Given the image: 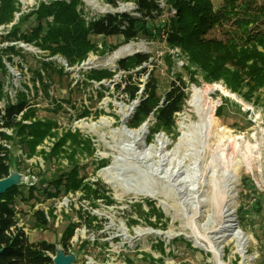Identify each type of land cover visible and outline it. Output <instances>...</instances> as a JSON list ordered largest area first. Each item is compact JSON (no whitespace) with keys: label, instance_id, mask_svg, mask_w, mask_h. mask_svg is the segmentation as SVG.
Wrapping results in <instances>:
<instances>
[{"label":"rangeland","instance_id":"obj_1","mask_svg":"<svg viewBox=\"0 0 264 264\" xmlns=\"http://www.w3.org/2000/svg\"><path fill=\"white\" fill-rule=\"evenodd\" d=\"M18 1L22 13H28L41 0ZM83 1L87 18L114 11L135 14L133 0ZM211 2L214 8L222 4V0ZM159 3L163 7V14L154 20L155 27L152 29L157 31L155 37L141 34L124 42L119 35L91 34L97 50L89 52L79 65L67 66L66 60L59 54L45 58L46 52L21 41L0 42L3 47L15 43L27 51L24 58L13 55L12 63L3 57L8 74L0 71V81L4 83L5 92L14 99L16 89L26 83L30 90V101L35 107L33 117L56 121L52 133L44 139L53 137L56 141L60 135L71 131L77 133L82 141L77 145L67 141L59 154L45 161L38 154L28 158L20 145L7 142L10 169L21 174L19 182L23 190L24 209L30 210L41 197L48 198L45 204L54 208L63 199L61 217L50 215L43 227L35 226L33 215L26 212L27 236L32 241L44 239L54 243L57 249H63L59 242L62 233L69 223H77L66 249L73 255L70 264H126L128 257L132 259V264H150L148 254L163 259L164 264H264V21L254 26L261 33L255 37L254 45L238 42L237 49L240 59L244 61L248 85L256 88L250 92L248 85L242 86V91L247 93L243 96L231 90L221 78L206 80L205 71L192 63L180 47L165 43L162 24L168 14V5L166 0H159ZM33 24L34 15H31L23 22L21 29L30 28ZM151 24L148 22L146 25ZM10 25H0V35ZM233 27L230 23H219L211 28L207 36L226 40L228 35L225 32ZM128 43H132L135 50L114 58V51ZM113 45L115 47L110 48ZM137 51L148 53L149 60L129 70L117 69V60ZM42 58L51 63L44 72L40 63ZM61 67L66 73H59ZM143 68L146 70L142 71ZM91 69H106L113 75L97 81L88 76ZM36 71L42 73L43 81L47 84L46 93L41 87L42 81L34 80L33 86ZM135 72L140 73L135 75ZM148 72L156 79L159 95L168 89L170 81L177 75L187 84V98L182 110L175 114L178 135L179 122L188 114L194 116L187 102L193 86L202 89L205 99L213 105L220 126L215 130L210 145L201 151L200 157L195 154V149L199 148L195 141L197 138L191 137V145L186 140H178V135L171 139L163 130L151 135L147 120L140 124H145V132L137 136L136 144L121 135L122 129L130 128L126 123L138 100L128 101L121 92L125 75L131 74V81L138 76L140 81H145ZM142 87L143 83L139 92ZM5 102L4 96L0 99V107ZM163 142L166 146L160 148ZM124 143H131L136 154L142 156L149 153L150 159L144 163L136 160L135 156L124 159L126 161L119 160V179L114 184H108L98 171L109 164L112 157L121 155ZM38 145V151L44 149L38 148ZM52 147L49 145L46 151L50 152ZM70 150L74 152L79 175L87 181H98V184L105 185L115 200L113 203L106 204L98 199L93 206L94 202L81 195V189L65 195L63 185L59 186L57 195L52 197L46 194V191L54 190L50 181L70 169L71 162L64 154L67 155ZM130 152L126 155L131 156ZM162 155H169L172 160H182L185 164L187 170L174 179L178 189L172 188L161 177L165 172L151 173V167L156 168L157 159ZM168 165L171 167L172 164L167 162ZM228 167L231 169L230 179L224 178ZM29 175L35 178L33 197H29L26 188ZM182 177L188 179L186 185L189 188L184 191L183 187L177 185ZM137 185H142L152 196L128 191ZM147 199L153 200L162 211L166 217L163 220L166 221L165 226L151 227L140 215L139 208L133 206L141 204V208L147 210ZM218 206L222 213L229 216L217 223L220 231L210 232L208 226L216 223L212 217L220 212ZM129 219L138 222L130 223ZM89 222L92 226H89ZM227 223H231L232 227L222 230ZM156 238L164 241L165 251L162 254L158 252V246L152 244Z\"/></svg>","mask_w":264,"mask_h":264},{"label":"trees","instance_id":"obj_2","mask_svg":"<svg viewBox=\"0 0 264 264\" xmlns=\"http://www.w3.org/2000/svg\"><path fill=\"white\" fill-rule=\"evenodd\" d=\"M133 1L135 2V14L127 11H114L87 18L84 15L82 0H41L28 13H22L18 0H0V25L11 24L6 32L0 35V42L3 40L21 41L46 52L45 58L59 54L66 60L67 66L79 65L89 52L97 50V45L90 38L91 34L119 35L124 42L133 40L141 34L149 38L155 37L157 31L152 29L155 27L154 20L163 14V7L159 0ZM166 2L168 14L162 24L165 43L180 47L192 63L205 71L206 80L221 78L231 90L246 96L247 93L243 92L241 87L248 85L249 80L246 77L244 61L239 57L237 46L239 41L254 45L255 37L261 34L254 26L264 21V0H222V4L217 8H214L211 0H166ZM31 15H34V24L30 28L21 29L23 22ZM148 22L152 24L146 25ZM224 22L234 26L225 32L228 35L226 40L207 36L212 27ZM114 47L115 45L110 48ZM25 53L27 51L15 43L0 46V71L8 74L3 57L12 63L13 55L24 58ZM149 57L148 53L134 52L117 60V69L135 68L148 61ZM40 63L42 72L51 65L50 61L44 58ZM145 70L146 68L142 69V71ZM40 71H36L33 86H35L34 80L40 83L42 81L41 87L46 93L47 84L43 81ZM58 71L66 73L63 67ZM135 73L138 75L140 72ZM112 75L113 72L106 69H91L88 74L90 78L97 81L102 78H111ZM131 77V74L125 75V82L121 89L128 101L138 99L126 123L127 126L136 128L147 120L151 135L163 130L171 139H175L178 135L175 114L182 110L187 98V84L184 79L177 75L170 81L168 89L159 95L156 79L152 73L148 72L145 81H140L139 76L131 81ZM141 83L143 87L139 92ZM3 84L0 81V99L4 96L6 98L2 110L0 109V178L8 175L11 164L10 149L3 142L16 143L24 149L28 158L38 154L44 161L59 154L67 141L73 145L81 144L82 141L77 133L66 131L56 141L54 140L55 144H52L50 152L44 149L38 151L37 145L47 134L52 133L51 129L56 126V121L33 117L35 107L30 101V90L26 83L16 89L14 99L5 92ZM248 87L250 92L256 90L253 85H248ZM217 114L220 116V113ZM2 128L11 129L12 134ZM88 147L89 145L86 146ZM64 154L71 162V167L50 181L54 190L46 191L48 196L57 195L60 190L59 186L63 185L65 193L81 189L83 191L81 195L94 202L93 206L98 199H102L106 204L115 201L108 193L109 190L104 187L105 185L98 184V181H87L85 177L79 175V166L74 163L73 151L70 150L67 155L65 152ZM21 186L20 183L13 184L0 193V264H53L50 254H54L55 244L44 239L32 241L23 229L16 225L13 199L15 195L23 198ZM26 188L29 197H33L35 182L26 185ZM145 203L147 210H143L141 204H133V206L139 208L140 215L145 217L146 223L151 227L165 226L166 221L163 220H166V217L155 202L147 199ZM32 215L35 226L40 228L47 224L40 209L34 210ZM87 217L91 216L87 215ZM129 220L130 223L138 222L135 219ZM76 224L69 223L60 237L59 242L64 252H67L66 249ZM89 226L92 224L90 223ZM155 242L152 244L158 246V252L164 253V241L156 238ZM148 256L150 264H164L163 259H156L151 254ZM126 264H132V259L126 258Z\"/></svg>","mask_w":264,"mask_h":264},{"label":"bare ground","instance_id":"obj_3","mask_svg":"<svg viewBox=\"0 0 264 264\" xmlns=\"http://www.w3.org/2000/svg\"><path fill=\"white\" fill-rule=\"evenodd\" d=\"M135 50V47L132 43H128L125 45L120 46L119 48H117L114 53H113V57H119L120 55H122L123 53L126 52H132ZM204 91L202 89H200L197 86H193L190 92V95L188 97V106H189V110L191 112L194 113V116L189 115L184 117L180 122H179V129H180V133L178 135V140H186L188 143H190L191 145L193 144V140L191 137H195L197 139H195V141L199 144V148L195 149V154L196 156L200 157L201 151H204L205 148L210 145V140L212 139L215 130L217 129L218 126H220L219 120L216 117L215 113H214V108L213 105L210 103V101L208 99H205L204 96ZM122 136L126 137L128 139V141H132L134 144H136L138 142L137 140V136L143 134L145 132V124H142L140 126H138L137 128L134 129H122ZM166 146V144L161 143L160 148H164ZM229 148H230V144H228ZM122 153H120L121 155H115L114 157H112V161L107 164L106 166L102 167L101 169H99L98 174L101 175L104 179V181L108 184H114L116 182V179H119V176L117 175V171L119 169V164L118 161L122 160V161H126L124 159H133L135 156V159L141 162H147L150 159L149 153H145L142 156L140 154H136L135 151L132 148V144H126L124 143L122 146ZM128 151V152H127ZM129 151L132 155L131 156H127L129 155ZM127 154V155H126ZM153 157V156H151ZM166 160V161H165ZM221 162H223L220 159ZM171 163V167L168 165L166 166V164ZM232 162V160H230V163ZM133 164V163H132ZM156 164H158L156 166V168L151 167L153 172V174H159L162 172H165V175H162L161 177L165 178L166 181H168L171 185V187H175V189H178V187H176V184H174V179H176L178 176H181L182 173H184L187 169L185 167L184 162H182V160H176V159H171L169 158V155L165 156L162 155L161 157H159L157 159ZM224 178H231V169L228 167L226 169V175ZM12 178H8L6 180H4V183H7L8 181H10ZM186 181H188V179H185V177H182L180 179V182L177 184L181 187H183V191L185 189H188L189 187L186 185ZM130 188V187H129ZM128 191L135 193V194H145V195H151L150 192L144 188L142 185H137V186H133L130 189H128ZM220 197H222V194H219ZM222 203L224 202L223 199ZM204 205V203H202ZM219 208V206H218ZM220 209V208H219ZM204 214V212H203ZM203 214H201V216H203ZM229 214H224L222 213L221 209L220 212L217 215H213L212 218H214L213 220H215V224L208 226V229L210 232H215V231H220V226H218L217 223H221L223 221L224 218L228 217ZM229 218H227L228 220ZM230 227H232L231 223H227L225 224V226L222 227V230H228L230 229Z\"/></svg>","mask_w":264,"mask_h":264},{"label":"built area","instance_id":"obj_4","mask_svg":"<svg viewBox=\"0 0 264 264\" xmlns=\"http://www.w3.org/2000/svg\"><path fill=\"white\" fill-rule=\"evenodd\" d=\"M2 108L3 107H0L1 110H2ZM2 129L5 130L7 133L12 134L11 129H9V128H2ZM53 141H54L53 137H51L50 140L43 139V142L40 143V145H38V148H44L45 150H48V146L52 145ZM3 144H5L6 146L9 147V145L6 142H3ZM75 192H68V193H64V194L67 195L69 193H75ZM64 198L67 199L66 196H64ZM47 201H48V198H42L41 197L37 202H35V205H33L32 208L27 211L23 207L21 196L20 195L14 196V199H13V211H14L15 218H16V225L21 227L23 229V231L25 232V234L28 233V231H27V229L25 227V224H26V220L25 219L28 218V215L26 214V212H29V215H32L34 210L40 209L42 211L45 219L47 220V222L50 219V215L52 217L56 216L57 218L61 217L60 211L62 209L63 199H61L60 203L58 205H56L55 208H57V209H55L54 207H50L48 203L45 204V202H47ZM58 211H59V213H56ZM26 215H27V217H26ZM50 255L52 256V254H50Z\"/></svg>","mask_w":264,"mask_h":264},{"label":"water","instance_id":"obj_5","mask_svg":"<svg viewBox=\"0 0 264 264\" xmlns=\"http://www.w3.org/2000/svg\"><path fill=\"white\" fill-rule=\"evenodd\" d=\"M10 177L12 178L10 181H8L7 183L3 182L4 180ZM20 179H21V174H19L14 169H10L7 176L0 178V193L5 191L9 186L20 183L19 182ZM26 179H27L26 180L27 185H30L33 182H35L34 181L35 178L32 175H29ZM72 260H73V255L71 253L64 252L63 249L60 248L58 249L56 248L52 256L53 264H70Z\"/></svg>","mask_w":264,"mask_h":264}]
</instances>
